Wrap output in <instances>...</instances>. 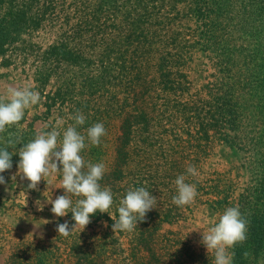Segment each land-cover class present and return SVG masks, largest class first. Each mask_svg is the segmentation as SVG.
<instances>
[{
	"label": "trees",
	"instance_id": "obj_1",
	"mask_svg": "<svg viewBox=\"0 0 264 264\" xmlns=\"http://www.w3.org/2000/svg\"><path fill=\"white\" fill-rule=\"evenodd\" d=\"M43 32L50 40L40 45L34 39ZM196 53L210 60L213 74L205 98L188 102L183 94ZM0 66L30 71L41 95L34 122L54 127L60 121L62 132L76 126L72 117L79 112L85 123L76 127L84 135L103 123L100 145L88 144L81 155L105 165L100 184L113 193V215L118 218L129 188L146 187L157 197V208L131 233L115 234L110 215L97 212L68 237L55 230L40 255L28 252L22 264H206L202 255L181 250L170 256L162 246L163 225L183 219L184 207L160 202L166 196L161 189L171 193L169 180L183 173L161 174L159 164L175 171L173 147L182 134L205 141L195 151L206 153L218 141L248 154L241 164L248 186L236 203H217L238 206L248 220V238L232 249L233 264L264 262V0H0ZM172 108L183 120L179 128L168 116ZM25 120L26 114L0 133V149L13 154V167L19 149L37 133L29 126L21 130ZM198 161L196 154L193 163ZM188 181L198 184L192 176ZM216 186L223 194L229 188ZM70 198L73 205L79 199ZM62 218L70 229L75 224L69 212L56 225L65 223Z\"/></svg>",
	"mask_w": 264,
	"mask_h": 264
},
{
	"label": "rangeland",
	"instance_id": "obj_2",
	"mask_svg": "<svg viewBox=\"0 0 264 264\" xmlns=\"http://www.w3.org/2000/svg\"><path fill=\"white\" fill-rule=\"evenodd\" d=\"M192 24V22L184 23L188 28L193 26ZM185 32H188V29ZM49 40L50 35L44 32L34 39L40 45L47 44ZM212 74L213 69L210 60L201 53L193 55L187 74L189 91L183 94L184 100L191 102L198 98H205L204 85L211 82ZM33 86L31 73L27 68L17 66L6 69L0 66V95H6L7 90L11 87H31L33 89ZM34 107L26 110V120L22 124L21 130H28L29 126L36 132L50 131V128L53 127L49 126L50 123L32 120ZM43 110L40 106L38 107L39 112ZM169 111L170 114L166 115L169 116L170 121L176 122L177 128H179L183 121L180 114H177L175 108ZM168 126L170 127V125ZM190 131L195 135L194 130ZM195 136L197 137V135ZM181 138L182 143L177 148V143H175L173 147L172 158L176 162L175 171L169 169L165 163L164 165L160 163L159 172L163 174L166 171L173 175L183 173L187 177L186 182H190L188 181L190 175L187 174L186 169L188 166H194L198 172V176L195 177L198 182L195 185L198 195L191 205L184 207L183 219L177 224L163 225L161 230L162 246L170 256H175L177 252L182 250L191 252L196 256L202 255L208 261L206 264H213V257L208 256L206 248L200 244L202 236L199 230L210 227L213 220L217 219L218 215L228 207L218 204V200L226 198L227 203H236L239 194L248 186L249 173L242 166L248 154H242L221 145L218 141H214L211 147L206 146V153L203 152V149L195 151L194 147L197 143L201 145V148L205 146L204 140L199 139L197 141V139L189 138L185 134H182ZM196 154L199 156V161L193 163ZM157 160L159 161L158 158ZM18 164L19 162L12 169L1 174L7 183L0 184V264H10L13 255L16 258L14 264H22V260L25 258L24 254L28 252H30L28 255L31 256L32 253L36 256L40 255V249L46 247L48 242L53 239L57 228L56 223L60 219L51 212L52 206L47 203V197L43 195L47 191L46 195L49 198L52 197L53 200L63 195V189L60 188L62 179L58 177V172L49 177V185L42 180L38 186V191L30 190L27 189L30 181L22 180L19 175H16L19 171ZM178 170L179 172H177ZM13 175H16L15 181L12 180ZM166 180L168 181V179ZM174 181L175 179L169 180V182H173L169 186L171 193L164 188L161 189V195H166L160 198V202L163 204H173L172 198L176 195ZM220 182L226 183V187L229 186L224 194L221 192L222 186H216ZM216 188H219L220 191H217ZM219 192L221 193L218 194ZM37 200L45 205L43 211L38 210ZM62 219L65 222V219ZM45 220L49 222L46 223ZM120 240L126 242L127 238ZM203 257L200 262L204 260Z\"/></svg>",
	"mask_w": 264,
	"mask_h": 264
},
{
	"label": "clouds",
	"instance_id": "obj_3",
	"mask_svg": "<svg viewBox=\"0 0 264 264\" xmlns=\"http://www.w3.org/2000/svg\"><path fill=\"white\" fill-rule=\"evenodd\" d=\"M40 100V93L31 87H11L6 95H0V133L18 126L25 116V110L37 105ZM72 119L76 126L85 123L84 115L79 112ZM76 126L70 125L61 132L62 122L57 121L51 131L37 132L32 141L19 149V171L16 175L30 181L27 189L38 191L42 180L49 185V177L62 172L60 188L64 189L65 194L53 200L46 195L47 191L43 193L56 217H65L71 212L75 221L71 229L67 222L59 223L56 229L59 236L68 237L77 228L84 230L97 212L110 215L114 221L112 230L115 234L133 232L138 223L157 208V197L146 187L129 188L119 202L118 218L113 215L110 211L114 203L113 193L110 188L100 184L105 175V165L102 162H86L81 155L88 144L100 145L106 129L103 123H96L84 135L77 131ZM8 143L14 145L15 142L9 140ZM12 156L7 149H0V173L12 169ZM186 172L192 177L198 176L194 166H188ZM16 175L12 176L13 181ZM186 178V175L181 174L174 181L176 195L172 203L180 208L191 205L198 195L196 186L187 183ZM6 183L4 176L0 175V184ZM71 196L79 198L74 205ZM36 205L39 211H43L45 205L40 200L36 201ZM199 232L202 236L200 244L206 248L208 256L213 257V264H233L232 249L248 238V220L238 206L227 207L210 227Z\"/></svg>",
	"mask_w": 264,
	"mask_h": 264
}]
</instances>
